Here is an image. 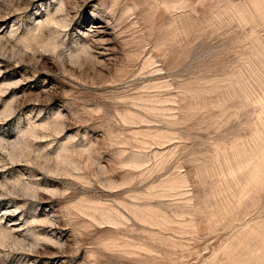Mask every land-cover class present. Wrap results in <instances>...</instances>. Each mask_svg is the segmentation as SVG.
I'll return each instance as SVG.
<instances>
[{
	"label": "rangeland",
	"instance_id": "374dc122",
	"mask_svg": "<svg viewBox=\"0 0 264 264\" xmlns=\"http://www.w3.org/2000/svg\"><path fill=\"white\" fill-rule=\"evenodd\" d=\"M0 264H264V0H0Z\"/></svg>",
	"mask_w": 264,
	"mask_h": 264
}]
</instances>
